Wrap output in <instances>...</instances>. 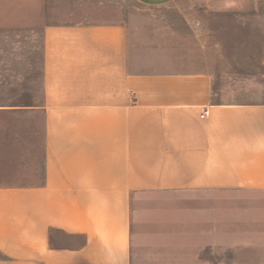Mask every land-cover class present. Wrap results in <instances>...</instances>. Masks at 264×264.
I'll return each mask as SVG.
<instances>
[{
	"label": "crops",
	"instance_id": "obj_1",
	"mask_svg": "<svg viewBox=\"0 0 264 264\" xmlns=\"http://www.w3.org/2000/svg\"><path fill=\"white\" fill-rule=\"evenodd\" d=\"M173 1L0 0V264H264L204 222L208 192L264 194V98L225 99Z\"/></svg>",
	"mask_w": 264,
	"mask_h": 264
},
{
	"label": "rangeland",
	"instance_id": "obj_2",
	"mask_svg": "<svg viewBox=\"0 0 264 264\" xmlns=\"http://www.w3.org/2000/svg\"><path fill=\"white\" fill-rule=\"evenodd\" d=\"M228 0H174L156 11L173 23L178 31L191 37L195 44L208 48V59L217 79L223 81L226 98L259 100L264 98V0H230L244 7L232 11L225 9ZM120 4L123 14L130 17L145 9L134 0H95L94 12L97 18H106L115 4ZM24 91L0 89V101L22 98ZM209 200L217 196L218 201L205 202L208 217L206 226L224 225L230 229L232 222L239 223L241 240L254 235L255 243L241 244L240 257L231 250L223 251L224 262H246L245 254L254 255L252 260L264 261V194L258 191L245 192L227 190L208 192ZM148 203V202H147ZM145 203V205L147 204ZM183 204V203H175ZM216 209L223 214L216 216ZM255 210V217L248 210ZM244 212L240 217L235 213ZM239 215V214H237ZM214 235L205 236L212 242ZM214 250L208 257L214 258Z\"/></svg>",
	"mask_w": 264,
	"mask_h": 264
},
{
	"label": "built area",
	"instance_id": "obj_3",
	"mask_svg": "<svg viewBox=\"0 0 264 264\" xmlns=\"http://www.w3.org/2000/svg\"><path fill=\"white\" fill-rule=\"evenodd\" d=\"M207 113V112H206Z\"/></svg>",
	"mask_w": 264,
	"mask_h": 264
}]
</instances>
